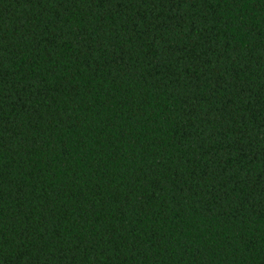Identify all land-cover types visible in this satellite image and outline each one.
Masks as SVG:
<instances>
[{"label": "trees", "instance_id": "trees-1", "mask_svg": "<svg viewBox=\"0 0 264 264\" xmlns=\"http://www.w3.org/2000/svg\"><path fill=\"white\" fill-rule=\"evenodd\" d=\"M0 264H264V0H0Z\"/></svg>", "mask_w": 264, "mask_h": 264}]
</instances>
